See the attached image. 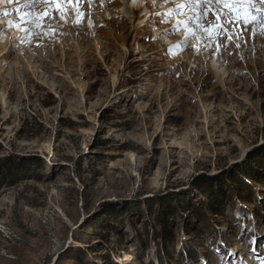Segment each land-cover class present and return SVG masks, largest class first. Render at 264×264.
I'll list each match as a JSON object with an SVG mask.
<instances>
[{
    "label": "rangeland",
    "instance_id": "obj_1",
    "mask_svg": "<svg viewBox=\"0 0 264 264\" xmlns=\"http://www.w3.org/2000/svg\"><path fill=\"white\" fill-rule=\"evenodd\" d=\"M81 1L0 0V264H264V4Z\"/></svg>",
    "mask_w": 264,
    "mask_h": 264
},
{
    "label": "snow or ice",
    "instance_id": "obj_2",
    "mask_svg": "<svg viewBox=\"0 0 264 264\" xmlns=\"http://www.w3.org/2000/svg\"><path fill=\"white\" fill-rule=\"evenodd\" d=\"M9 2H11V0H9ZM34 2H36V0H34ZM60 2H65V0H60ZM67 2H72V0H67ZM78 2L79 0H77V3ZM187 2L188 3L195 2L196 4L201 5V7L198 9V15L196 17H189L188 20L178 23L176 26H174V30L180 31L182 27L188 26L189 20H192L195 22L197 29L203 28L205 31L215 32V36L213 37L215 38L227 32L226 25L229 23H233V22L235 23L243 22L244 24L249 23L250 9L242 8L240 6L245 4L250 5L254 3V0H207V3L209 5L208 11H211L212 14L216 17L215 22H213L212 20L206 21L207 12L202 7L204 0H187ZM260 3L264 4V0H260ZM224 9H228V11H224ZM174 11L175 10L170 9L168 15H171ZM233 13L235 14L236 17L235 21H233ZM182 14H183L182 12L176 13V15H182ZM251 19L254 20L255 17L252 16ZM253 35H255V33H253ZM187 39L188 37L186 36L185 42ZM228 39L231 40L232 37L228 36ZM236 46L239 47V44H237ZM180 50L182 51L183 48L181 47Z\"/></svg>",
    "mask_w": 264,
    "mask_h": 264
},
{
    "label": "bare ground",
    "instance_id": "obj_3",
    "mask_svg": "<svg viewBox=\"0 0 264 264\" xmlns=\"http://www.w3.org/2000/svg\"><path fill=\"white\" fill-rule=\"evenodd\" d=\"M87 2H83V5H85V3H86V12H89V10H91L92 11V7H90V4H89V2L90 1H88V0H86ZM121 1H124L123 3H119L120 4V6H119V8L118 9H120V11H121V9L124 11V14H126V13H129V11H132V13L133 14H137L139 11H138V8H139V6H141V0H121ZM121 1H119V2H121ZM65 2L67 3V5L70 7V10H71V12H70V15H71V22H73L74 23V28H75V31L76 32H80V31H86V30H91L92 32H96V34L97 33H99V31L98 30H92L91 29V27H85V30H81V28H82V26H81V18H80V9L81 8H79V6L80 5H82V1L81 0H79V2L77 3V0H72V2H67V0H65ZM9 4H10V2H8ZM136 5V7H132L133 5ZM103 5V3H102V1L100 2V6H102ZM99 9H101V10H99ZM94 8V10H96V11H103V13L104 14H107L106 12V7H104V8ZM55 15L57 16L56 18H57V20L58 19H60L61 21V24H63V23H67V22H65V19L62 17V16H60L59 15V13L58 14H56L55 13ZM13 18H17V20H19L20 21V23L22 24H26V23H28L29 22V18H30V16L28 17V13L26 14L25 12H21L19 15H14L13 14V16H12ZM86 18H87V21H88V23H94L95 25H96V20H94V18L92 19V16H91V18H90V16H89V14L86 16ZM236 18V17H235ZM35 19H36V17H35ZM43 19V18H42ZM99 22H100V20H98ZM108 21H110V23H108ZM70 22V21H69ZM107 23H108V25H114V24H116V23H118L116 20H107L106 21ZM31 24H34V25H36V28H38L37 26L38 25H41V22L39 21V20H36V21H31ZM28 28H29V26H24L23 28H19L20 30H25V29H27L28 30ZM33 28V27H32ZM29 31V30H28ZM44 34V33H43ZM24 38V37H23ZM25 38H26V36H25ZM128 260H130V258H128V256L124 259V261H128Z\"/></svg>",
    "mask_w": 264,
    "mask_h": 264
}]
</instances>
